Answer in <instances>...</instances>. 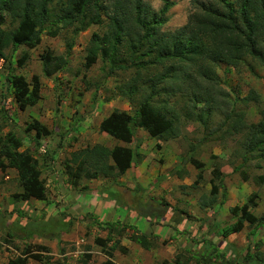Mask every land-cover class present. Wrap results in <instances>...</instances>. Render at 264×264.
<instances>
[{
  "label": "rangeland",
  "instance_id": "1",
  "mask_svg": "<svg viewBox=\"0 0 264 264\" xmlns=\"http://www.w3.org/2000/svg\"><path fill=\"white\" fill-rule=\"evenodd\" d=\"M143 1L155 12L163 5L162 0ZM169 1L172 4L163 15L165 22L161 31L183 26L189 15L198 9L196 3L211 0ZM101 17L99 24H92L79 32L72 27L58 28L54 36L48 34L52 24L47 23L35 47L28 48L24 44L12 47L9 44L0 53V135L13 131L21 138L20 149L28 150L37 159L35 169L46 188L45 201L16 202L12 197L20 190L14 176L16 172L0 170V264L22 256H27V264H81L85 253L89 255L85 264H102L107 259L116 264H228L226 258L233 259V264H245L246 250L257 252L264 259V182L259 181V176L264 177V158L255 151L247 162L242 160L250 132L264 120V63L245 56L235 64L223 61L203 63L205 70L191 65L185 73L182 69L179 71L180 65L171 59L165 63L153 62L154 52L142 56L147 62L145 66L137 67L131 63L122 46L118 62L112 63L99 55L93 64L85 67L92 33L101 35L107 30V19L104 14ZM16 23L6 13L0 27L9 30ZM47 53L52 57L49 66L59 63L51 76H45L42 69L41 55ZM58 57L64 61L60 62ZM119 62L127 67L111 69V65ZM169 66L172 69L168 70ZM162 73L166 75L164 80L159 78ZM18 74L30 82L32 76L37 75L40 81L37 103L25 109L18 108L6 80L7 75ZM122 84L136 88L130 95L121 96L118 89ZM151 92L150 105L172 117L177 133L174 138L160 142L158 134L161 128L149 135L141 130L138 134L140 142H144L141 152L147 164L152 163V166L162 169L163 165L166 166L160 162L164 153L177 151L176 159L182 165L178 171L168 170V174H176L181 182H167L164 188L158 183L159 186L153 189L155 195L152 194L148 203L144 202L148 200L146 197L139 203L132 197L127 200V206L140 216L134 219L136 221L157 220L151 205L156 207L160 201V204L165 202L163 197L166 196L171 204L179 200L178 206L190 212L188 221L181 225L173 222L172 233L165 230L166 221L161 224L165 229L157 226L156 231L151 228L145 232L137 229L132 222L133 216L127 215L124 205H120L118 211L126 216L117 220L113 213L101 214L98 211V217L92 215L81 204L75 210L74 204H78L75 199L86 186L75 190L71 185L72 196L54 198L51 185L54 180L49 178L50 173L60 171V167L68 172L65 160L70 158L72 149L92 144L90 136L96 130V120L114 108L135 113L139 101ZM34 119L52 131L43 139L49 140V153L40 152L35 146L34 131L25 130ZM190 151L204 163L201 179L196 177L198 169L183 161ZM2 165L0 161V167ZM238 166L239 169L233 171ZM214 167L219 168L223 176L220 180L215 179V183H219L216 202L228 198L226 207L217 212L212 208L214 205L207 208L198 206L201 197L209 194V179ZM63 175H59L58 181L61 179L59 182L64 187L63 184L73 177L69 175L63 181ZM246 183V188H242ZM251 192L259 196L256 207L251 211L261 218V226L245 222L240 231L221 236L219 230L236 220L229 208L241 206ZM106 193L110 202H116L115 193ZM12 201H15L14 207ZM49 203L55 205L47 210ZM139 206L147 214L140 213ZM139 232L146 234V240H149L147 249L131 239L134 233ZM97 238L104 242L98 243ZM208 243L219 247L225 257H214ZM27 245L30 251L23 254ZM38 245L47 247V251H42Z\"/></svg>",
  "mask_w": 264,
  "mask_h": 264
},
{
  "label": "trees",
  "instance_id": "2",
  "mask_svg": "<svg viewBox=\"0 0 264 264\" xmlns=\"http://www.w3.org/2000/svg\"><path fill=\"white\" fill-rule=\"evenodd\" d=\"M162 2V7L155 12L143 0H0V25L4 22L6 13L13 21H17L12 29L5 30L0 27V53L9 44H12V47L19 44H24L28 48L35 47L40 42L41 33L47 23L52 24L48 34L54 36L57 35L58 28L72 27L79 32L92 24H99L102 21L101 14H104L107 19V30L101 35L97 32L92 33L85 56V67L93 64L99 55L112 63L118 62L120 60L118 53L122 46L125 47L131 63L137 67L145 66L147 61L143 57L154 52L153 62L165 63L171 59L180 65L179 71L182 69L185 73L191 65L196 66L198 70H205L203 63L223 61L235 64L245 56L264 63V0H211L196 3L198 9L189 15L186 24L168 31H161V26L165 22L163 15L172 2L169 0ZM41 56L44 75L50 76L55 73L59 63L49 66L52 59L50 54ZM23 57H26L25 54ZM58 58L60 62L64 61L62 57ZM123 64L119 62L110 67L111 69L127 67ZM167 68L172 69V66ZM159 78L164 80L166 75L162 73ZM6 80L12 88L19 109L34 105L39 99L40 81L37 75L32 76L31 82L21 74L7 75ZM125 87L128 89L125 90ZM135 88L134 85L122 84L118 93L121 96L130 95ZM152 94L148 93L139 101V108L133 114L114 108L101 120L99 129L125 143L132 142L136 128L150 132L161 128L159 138L164 140L174 138L177 133L176 125L172 117H167L158 107L150 105ZM25 128L27 131H35L33 141L36 147L40 146V139L49 134L47 127L37 120H33ZM21 146L22 140L15 132L8 131L0 135L1 161H6L8 167L16 170L20 186V191L13 193L12 197L15 201L30 198L45 200V184L35 169L37 159L28 150L20 149ZM255 151L259 152V157L264 158L263 119L250 132L242 160L247 162ZM192 153L193 151H190L183 161L197 168L196 177L201 179L204 163L196 159ZM134 156L135 152L130 147L115 145L107 149L95 143L71 153L72 163L66 162L67 173L71 177L75 174V177L85 176L84 178L119 176L131 166ZM238 169L239 166L237 169L234 167L233 171ZM211 173L209 197L203 196L201 203L205 207L208 203L215 202L219 186L215 179L220 180L222 177L219 168L214 167ZM75 177L71 181L72 184L78 180ZM259 181L264 182L262 175L259 176ZM258 197L256 192H251L241 206H231L229 211L236 220L222 227L219 234L226 237L230 233L238 232L245 222L255 224V227L261 226V218L251 211V208L256 207ZM172 221L177 224L175 219ZM146 238V234L141 232L131 236V239L147 249L149 240ZM96 240L98 243L104 242L100 238ZM37 247L47 251V247L40 245ZM209 247L214 257H225L214 244H209ZM28 251L29 245L25 246L23 254ZM207 251L208 249L201 253V257ZM244 255L245 264H264V259L257 252L250 253L246 250ZM88 257L89 255L85 253L81 264H85ZM27 260V256L11 258L7 264H27ZM225 261L228 264L234 263L233 259L226 258ZM102 264L116 263L107 259Z\"/></svg>",
  "mask_w": 264,
  "mask_h": 264
},
{
  "label": "crops",
  "instance_id": "3",
  "mask_svg": "<svg viewBox=\"0 0 264 264\" xmlns=\"http://www.w3.org/2000/svg\"><path fill=\"white\" fill-rule=\"evenodd\" d=\"M111 111L104 113L103 115H105V116H101L100 118H98V120H96V130L90 136L92 144L90 143L88 145H84L81 148H84L86 146H91L95 143L101 144L107 149L111 148L115 145H122V146L130 147L135 152L134 160H133L131 166L128 169H126L119 176H113V177L98 176L95 178H93V177L92 178H84L85 176H79V177L73 176L76 179H78L76 181V183L75 184L71 183V181L74 180V178H72V179L68 180L65 184H63L64 187L59 182L61 179L58 181L59 175H62L64 173V175L62 176L63 181L65 178H68L69 175L65 171H63L62 167H60L61 168L60 171H54L52 174L50 173V175H49V178L54 180V181H52V184H51L52 188H53V191H52L53 195L52 196L54 198L57 197L59 199H65V198L69 197V194H70V196H72L74 194V192L72 191V186L75 188V190H79L78 187L86 186L84 191H82V192L80 191V193H78V197L77 198L75 197L76 198L75 200L78 202V204L77 203L74 204L75 210L79 209V206H80L79 204H81V206L85 205V210L92 215L98 214V213H96L98 211H100L99 213H101V214L113 213L116 216L115 220H117L118 218H122L123 216H126V215L119 214V211H118L119 206L124 205V207H127V211H128L127 215L133 216L132 222L137 226L138 230H140V231L144 230L146 232L147 230L150 231L154 228L155 229L154 231H156L157 226L162 227L161 224L164 221H166V223H165V225H167L166 229L164 228L165 226L162 228L165 229L166 231L169 230V232L172 233L174 231V230H171L172 229L171 224H173L172 219H175L176 223L181 225L185 221H188L187 216L191 215L189 211H186V209H182L181 207L178 206L179 200L176 199L177 203L175 202V204H171L170 201H167V199H165L166 196L163 197V200L165 202H162L160 204V202H161L160 201L158 203V205H156V207H153V205H151V207H152L151 210L157 216V220L154 219V220H144V221L143 220H140V221L134 220V219L140 218V216H137L136 215L137 213L134 210L129 209L130 207L127 206V200L131 199L132 197H135L136 202L139 203L141 201H144V197H146V200L147 199L148 200L144 201V202L148 203V201H150V197L152 196V194H154L153 189L155 187H158L159 184H160V187H163V188H164L165 184L167 182H170V181L171 182L176 181L177 184H180L181 181L179 179H177L176 174H172V175L168 174V170L173 169L174 171H176V170L178 171L180 169V165H182V163L180 160L178 161L176 159L177 158L176 155H179V153L177 151L175 152V151L167 150L169 152V154L165 155V153H164V156L161 159H160L161 156H159L157 159L158 160L160 159V162H164L166 164V166L163 165L162 169H158L155 166H152V163H151V165L147 164L146 163V157L144 156V153L141 152L142 145L144 142H140V137L138 136V134L141 130H143V132L147 133L148 135L151 132L147 131L145 129H142V128H136L132 142H128V143H125L121 140H117V139L109 136L107 133H105L99 129V125H100L101 120L104 117H106ZM124 111L128 112L127 110H124ZM128 113L133 114L132 112L131 113L128 112ZM34 120H37V119H34ZM86 130L89 131V129H86ZM29 131H34V130H29ZM51 132L52 131L49 130V134L46 136H43L40 139V143H41V146L39 147L40 152L45 151V152L49 153L48 152L49 151V144H48L49 140L48 139L43 140V139L45 137L49 136L51 134ZM89 132H91V131H89ZM34 134H35V131H34ZM159 140H160V142H163V141H167L168 139L164 140V139L160 138ZM129 143H130V145H128ZM76 150H78V149L74 148V149H72V152L76 151ZM70 157H71V154H70ZM53 159L54 158L52 156V160ZM157 159H155V160L157 161ZM0 161H1V159H0ZM154 161H152V162H154ZM1 162L3 165H2V167H0V170H3V172H4V170L11 169L14 172H16V170L14 168L8 167L6 165V161H1ZM65 162L72 163V162H70V158L65 160ZM56 166H59V164ZM14 176H15V179L18 180L17 173H15ZM209 184L211 187L210 179H209ZM66 186H69V187H66ZM246 186H247V183L243 184L242 188H246ZM163 188H161V190ZM19 191H17V192H19ZM106 191H112L113 193L116 194V198H115L116 202H112V201L110 202L106 198L108 195L106 193ZM64 192H66V193H64ZM218 193L219 192H217V194H216L215 202L208 203V201H207V203H208L207 207H211L212 205H214V207H212V208H215L216 212L218 211V209L221 211L226 207L225 203L228 199L227 198L225 201L220 200L219 202H216L217 198H218L217 197ZM140 194H142V195H140ZM226 194H227V192H226ZM157 196L158 195H156V197ZM226 196H228V195H225V197ZM207 197H209V195H207ZM138 198H140V199H138ZM31 199H35V198H30L28 200H24L21 202H29V200H31ZM35 200H38V199H35ZM38 201H43V200H38ZM193 201L196 202V200H194V199H193ZM202 201H203V197H201V201H199L198 206H200L201 208H207L201 204ZM16 202H20V201L18 200ZM11 205L14 207L15 201H12ZM54 205H55L54 203L53 204L49 203L46 209L47 210L49 208L51 209L52 206H54ZM13 207H10V209ZM164 208H165V210H164ZM139 211L143 215L147 214L141 210L140 206H139ZM148 213H150V212H148ZM207 214H209V213H207ZM119 215H120V217H119ZM96 216L98 217V215H96ZM79 217H83V215H80ZM179 225H177V226H179ZM217 248L220 250L219 247H217Z\"/></svg>",
  "mask_w": 264,
  "mask_h": 264
},
{
  "label": "clouds",
  "instance_id": "4",
  "mask_svg": "<svg viewBox=\"0 0 264 264\" xmlns=\"http://www.w3.org/2000/svg\"><path fill=\"white\" fill-rule=\"evenodd\" d=\"M33 142H34V141H33ZM40 146H41V143H40ZM40 146H39V147H40Z\"/></svg>",
  "mask_w": 264,
  "mask_h": 264
}]
</instances>
